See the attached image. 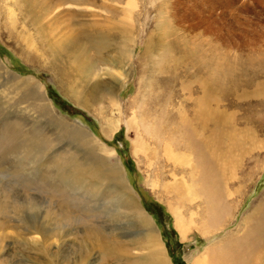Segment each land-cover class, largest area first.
<instances>
[{
    "label": "rangeland",
    "instance_id": "obj_1",
    "mask_svg": "<svg viewBox=\"0 0 264 264\" xmlns=\"http://www.w3.org/2000/svg\"><path fill=\"white\" fill-rule=\"evenodd\" d=\"M42 1H53L45 13ZM133 1L0 0V264H83L75 252L93 234L120 252L110 264H136L147 251L139 211L170 264H222L264 222V0ZM50 40L67 43L54 56ZM75 57L91 75L76 73ZM200 100L205 134H193ZM167 142L168 157L186 160L169 159ZM101 156L118 161L135 209L85 172ZM26 215L52 224L45 248L63 260L25 244ZM98 252L84 264H108Z\"/></svg>",
    "mask_w": 264,
    "mask_h": 264
},
{
    "label": "bare ground",
    "instance_id": "obj_2",
    "mask_svg": "<svg viewBox=\"0 0 264 264\" xmlns=\"http://www.w3.org/2000/svg\"><path fill=\"white\" fill-rule=\"evenodd\" d=\"M48 2H51L53 3V1H47V2H44L42 1V3L38 4V8H39V11L40 12H46L48 11V7L51 5L49 4ZM132 2V3H131ZM134 4V1L133 0H127L126 2V6L129 7V6H132ZM133 7V6H132ZM131 8V7H129ZM39 14V12L37 13ZM42 15V14H41ZM45 15V14H44ZM9 16V15H8ZM46 17V16H45ZM128 17L130 18V14H128ZM42 18V17H41ZM43 19V18H42ZM45 19V18H44ZM41 21V19H40ZM47 21V20H46ZM51 21V20H49ZM125 24L127 25V22H125ZM52 25V24H51ZM45 26H50V22H47V25L45 24ZM43 27V26H41ZM58 27V26H57ZM128 27V26H127ZM40 30V29H39ZM127 32V29L125 30ZM125 36V35H124ZM71 38V37H70ZM73 40L72 41V47L75 46V44L78 42V40L80 39H75V36L72 37ZM122 39V38H121ZM123 39H128L126 36L123 37ZM54 40H50V43H49V48L50 50L53 51V54L54 56H56V46H58L59 49L63 50L64 49V46H66V41L65 40H61V42L59 41L58 43L57 42H53ZM56 43L58 45H56ZM127 47V46H126ZM125 48V47H124ZM128 48V47H127ZM58 50V49H57ZM60 51V50H59ZM87 57V56H85ZM115 60V59H114ZM93 66V65H92ZM74 70L76 71V73L78 75H86L85 73L90 74V72L94 71V70H91V66H89V64H85L84 61H82V58L80 57H75V65H74ZM84 72V73H82ZM80 77V76H79ZM112 79L110 82H113V80H115L116 78L114 77V75H111L110 76ZM94 78H92V76H88V78H86V81L83 80L84 82H91V80H93ZM14 81V80H13ZM91 86L94 85V82H91L90 83ZM24 85V84H23ZM27 86V85H26ZM31 86V85H30ZM74 86V87H73ZM29 88V87H27ZM75 85H69L67 86V91H69V94L71 97H73L74 100H77L80 104H86V97L85 96H82L81 98H79V92L78 95L75 94ZM30 91V90H29ZM39 91V89L37 90ZM78 91V90H77ZM209 91V90H208ZM40 92V91H39ZM115 92V89H108V93H107V98H109V102L111 103H115V102H118L116 99L114 100L113 98V94ZM28 93V92H27ZM44 93V92H43ZM203 95H202V99H205L206 98V95L208 94V92L205 90H203ZM34 94V93H33ZM38 94V93H37ZM32 95V93H31ZM83 95V94H82ZM39 96V94H38ZM41 96V95H40ZM78 96V97H76ZM31 98V97H30ZM32 99V98H31ZM47 99V98H46ZM44 100V99H42ZM207 100V99H206ZM205 100V101H206ZM35 101V100H34ZM48 101V100H47ZM46 101V102H47ZM42 102V101H41ZM45 102V101H44ZM43 103V102H42ZM202 103V100H200L198 102V106H199V109L198 111L196 112L195 116H196V121L198 120L199 121V125H197V127H195L196 125L194 124H190V128H191V132L193 134H205V131L204 129H200L201 127L204 126L205 124V117L204 116H200V114L202 113L201 112V108H200V105ZM206 109V108H204ZM210 110V109H209ZM36 111V110H35ZM204 111V110H203ZM200 113V114H199ZM51 116V115H50ZM191 118H195L194 116L191 115ZM133 123L135 125L136 124V118L134 119L133 118ZM61 122V121H60ZM191 123H196L195 121H191ZM197 124V123H196ZM132 125V124H130ZM62 126V125H61ZM64 128V127H63ZM198 132V133H197ZM40 134V133H39ZM202 136V135H201ZM202 139L204 140V142H206V144L208 145L209 142H208V137H206V135H203L202 136ZM51 141V140H50ZM34 142V141H33ZM170 142V141H168ZM167 142V146H164L163 147V150H164V153L166 155V151L168 149V152H167V157L169 155V153L171 152L170 151V147H172V145L170 146V144ZM12 143V142H11ZM15 143V142H14ZM14 143H12L14 145ZM143 143V142H142ZM7 144V143H6ZM30 145V144H29ZM210 145V144H209ZM30 149V148H29ZM39 154V152H38ZM42 154V153H41ZM34 155L36 156V154L34 153ZM44 157V156H43ZM102 159H91V158H87L84 160L83 164L86 166V171L85 172H89V174H91L92 176H95V178L100 182H109L107 183V191L110 192V194H113L114 196H119V197H122L123 200H124V204H127L130 208L132 209H135V204H134V201L132 199H126V197L123 195L122 193V189L118 187L117 183L119 182V180L121 179V176L120 174L118 173V169H120V165L117 163L118 161L116 160L115 162H110L109 160V157L108 156H101ZM33 158V157H32ZM169 159L171 160H182V161H185L186 160V157H184L183 155H175L173 157L169 156L168 157ZM54 161V160H53ZM189 161V159H188ZM64 164L65 166L68 167V172H71L70 174L71 175H74L75 173V169L77 170V165L76 164H73L71 159L68 158V159H64ZM55 164V161L52 162V166H54ZM180 164V163H179ZM42 165V164H41ZM49 166V165H48ZM63 166V165H61ZM60 166V167H61ZM50 167V166H49ZM66 167V168H67ZM24 168V167H23ZM20 169V168H19ZM81 170V169H80ZM67 171V170H66ZM59 173V172H58ZM66 173V172H64ZM62 174V173H61ZM68 174V173H67ZM122 175V174H121ZM69 176V175H68ZM124 178V177H123ZM97 181V182H98ZM126 181V180H125ZM70 182V181H69ZM64 183V182H63ZM72 184V183H71ZM119 184V183H118ZM104 185V184H103ZM185 185V184H184ZM124 186L125 188L129 189L128 185L126 183H124ZM188 186V184H187ZM26 187V186H25ZM22 188V187H21ZM189 190L191 189V187L188 188ZM22 191V190H21ZM193 193V199L191 200H194L195 199V194L192 190L189 191V194ZM27 196V195H26ZM24 200V199H23ZM27 200V199H26ZM65 200V199H64ZM25 203V202H24ZM27 203V201H26ZM31 203V202H29ZM28 203V204H29ZM18 204V203H17ZM14 205V204H12ZM19 205V204H18ZM25 205V204H24ZM65 205V204H64ZM21 206V205H20ZM20 206H19V209H20ZM27 206V204L25 206H23L24 208ZM33 206V205H32ZM28 207L29 209H33V207ZM61 206V205H60ZM16 207V206H15ZM22 207V210L24 209ZM35 207V206H34ZM18 209V208H17ZM139 209V208H138ZM137 209V210H138ZM219 210V209H218ZM20 211V210H19ZM127 211H128V208H127ZM175 209L173 210V214L174 215H177V211H175ZM217 209L215 208L213 211H212V215L217 213L216 212ZM130 212V210H129ZM21 213V212H20ZM70 212L69 211H66V214L65 215H70L69 214ZM18 214V213H17ZM27 216V215H26ZM25 217V216H24ZM36 217V216H35ZM70 217V216H68ZM63 218V217H62ZM18 219V218H17ZM36 219H38L36 217ZM34 219L33 217L31 216H27V219L24 221L23 223V232L24 235H23V239L26 235H29L31 236V238H33V240L31 239H28V238H25L24 242L25 244L26 243H31L32 246L33 244L35 246H38V247H35L36 250H38L41 255L42 253H44L42 255V258L43 259H46V260H52L53 261H59V260H63L64 256L62 254H60L62 251L59 249L58 252L59 254L57 253H53L50 251V248H45V245H50L51 244V241H52V236L54 234L53 230L54 228L52 229V224H48L46 225L43 221H41V219H38L36 220ZM205 219V218H204ZM138 220H139V223L141 225L144 226L145 230L142 231V239L143 241L141 242L143 244V246H146L145 248H147V251L144 255H142L140 257V260L138 261V263L136 264H170V260L168 259V256L166 255L165 253V250H164V247L162 246V243L160 242V238H159V235L155 233L154 230H152L149 226V223H148V217L143 215L140 211H139V214H138ZM176 220H177V225L176 227H178V230H180L181 234H185L188 230V228L185 226V221L182 219H180V214H179V217L176 216ZM20 221V220H19ZM204 224V223H203ZM50 225V226H49ZM52 226V227H51ZM199 231L202 232L203 234L206 233V225H202L200 224V227H199ZM67 231V230H66ZM14 232V231H13ZM65 232V231H64ZM94 232L96 233V229H94ZM19 233V232H18ZM60 233V232H59ZM58 233V234H59ZM22 235V233H19ZM67 234V233H66ZM90 234H93L92 232ZM4 235V234H3ZM64 235V233H63ZM19 236V235H17ZM62 236V235H61ZM94 236V234H93ZM93 236H90L88 239L89 240V245L91 247L88 246L87 248V243H86V250L82 249L79 250L80 253L78 254V252H75L76 254V257L78 259V262L79 263H85L86 262V258H87V255L90 253L92 247H96L98 250H99V254L103 257V260L105 259L106 262L108 264L112 263V259H117V255L118 253V250L116 247H114L113 245H111V243L109 241H102L101 243L100 242H96L93 240ZM57 238V236H56ZM62 239L63 237L61 238V242H62ZM97 239V238H96ZM141 239V240H142ZM245 242V243H244ZM58 244V243H57ZM242 247L241 249L239 248H236L231 251H229V253H227V255H223V258L221 259L222 261V264H264V222H263V219L261 220H257V222L255 223L254 226L251 227V229L249 231H247V236L243 238L242 240ZM85 246V245H84ZM32 248V247H31ZM123 252V251H121ZM122 255H124L122 253ZM121 256V255H120ZM58 257V258H57ZM60 257V258H59ZM119 258V257H118ZM203 259L204 257L202 258V260H198L196 262H194L193 264H204L203 262ZM118 260V259H117ZM115 260V261H117ZM205 260V259H204ZM105 262V263H106ZM56 264V263H54ZM122 264H125V263H122Z\"/></svg>",
    "mask_w": 264,
    "mask_h": 264
}]
</instances>
